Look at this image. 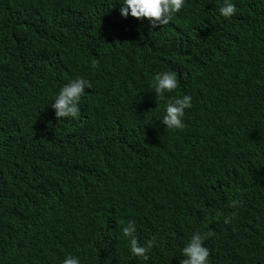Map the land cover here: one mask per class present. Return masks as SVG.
<instances>
[{
    "label": "trees",
    "instance_id": "1",
    "mask_svg": "<svg viewBox=\"0 0 264 264\" xmlns=\"http://www.w3.org/2000/svg\"><path fill=\"white\" fill-rule=\"evenodd\" d=\"M233 2L224 18L222 0H186L153 27L118 0H0V264H179L209 228L210 264H264V0ZM165 70L169 96H192L181 130L159 121ZM77 76L92 86L57 119ZM128 220L158 241L146 261Z\"/></svg>",
    "mask_w": 264,
    "mask_h": 264
},
{
    "label": "clouds",
    "instance_id": "2",
    "mask_svg": "<svg viewBox=\"0 0 264 264\" xmlns=\"http://www.w3.org/2000/svg\"><path fill=\"white\" fill-rule=\"evenodd\" d=\"M120 4L119 12L124 18L128 16L142 19L147 18L150 24L166 25L185 5L186 0H118ZM219 15L224 18L232 17L236 12V5L233 0H222L218 7ZM88 79L77 76L69 79L53 95L51 107L57 119L74 118L79 113V103L81 96L86 89L91 88ZM151 90L155 93L156 104L164 102V111L159 120L165 128L170 130H181L184 128L185 110L192 106V96L185 93L180 96H169L178 87L177 75L174 71H160L154 76L150 83ZM242 200L234 198L230 201L229 207L235 209L242 205ZM232 218L224 216V223L230 224ZM136 224L133 220H128L121 224L122 236L126 241L128 252L141 260H147L149 252L157 246V239L152 236L143 243L137 238ZM215 236V231L211 228L193 231L187 243L180 249L179 264H210V250L205 241ZM60 264H81V259L77 255L66 253Z\"/></svg>",
    "mask_w": 264,
    "mask_h": 264
}]
</instances>
